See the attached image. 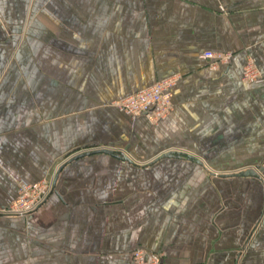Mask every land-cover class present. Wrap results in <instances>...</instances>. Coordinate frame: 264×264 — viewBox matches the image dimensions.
<instances>
[{
	"label": "crops",
	"instance_id": "0c3cea01",
	"mask_svg": "<svg viewBox=\"0 0 264 264\" xmlns=\"http://www.w3.org/2000/svg\"><path fill=\"white\" fill-rule=\"evenodd\" d=\"M173 76L156 124L113 105ZM53 168L0 264H264V0H0V208Z\"/></svg>",
	"mask_w": 264,
	"mask_h": 264
},
{
	"label": "built area",
	"instance_id": "2783aa9c",
	"mask_svg": "<svg viewBox=\"0 0 264 264\" xmlns=\"http://www.w3.org/2000/svg\"><path fill=\"white\" fill-rule=\"evenodd\" d=\"M201 58L206 60L208 67L213 69L221 64L229 63L230 54L205 51ZM177 78V76H173L157 81L147 88L115 100L113 105L129 116H143L151 123H158L173 108L171 90L178 81ZM241 79L247 83L262 81L259 69L253 59H247ZM54 178L55 176L41 179L35 183H17L16 197L5 207L0 208V214L26 216L34 212L53 193ZM130 258L132 264H162L163 255L147 253L144 249L136 248L131 252Z\"/></svg>",
	"mask_w": 264,
	"mask_h": 264
},
{
	"label": "water",
	"instance_id": "95a60500",
	"mask_svg": "<svg viewBox=\"0 0 264 264\" xmlns=\"http://www.w3.org/2000/svg\"><path fill=\"white\" fill-rule=\"evenodd\" d=\"M101 152L115 154V155H118V156H120L122 158H125L124 154L121 153V152L107 151V150H102ZM171 153H169V154H171ZM85 154H87V153H85ZM82 155L83 154L77 155V156L73 157L72 160L77 159V158H79ZM236 176H251V177H257V175L254 173V171L253 170H250V169L245 170V171H242V172L238 173Z\"/></svg>",
	"mask_w": 264,
	"mask_h": 264
},
{
	"label": "rangeland",
	"instance_id": "374dc122",
	"mask_svg": "<svg viewBox=\"0 0 264 264\" xmlns=\"http://www.w3.org/2000/svg\"><path fill=\"white\" fill-rule=\"evenodd\" d=\"M152 124H156V123H152ZM55 173H56V169L53 168V170L51 171L50 175H49V178L50 177H54L55 176Z\"/></svg>",
	"mask_w": 264,
	"mask_h": 264
}]
</instances>
